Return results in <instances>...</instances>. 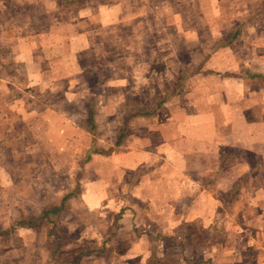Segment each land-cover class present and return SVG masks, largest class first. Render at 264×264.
<instances>
[{"label": "rangeland", "instance_id": "1", "mask_svg": "<svg viewBox=\"0 0 264 264\" xmlns=\"http://www.w3.org/2000/svg\"><path fill=\"white\" fill-rule=\"evenodd\" d=\"M223 66L264 68V0H0V264H119L122 254L89 253L126 245L110 238L127 212L145 221L135 233L153 235L147 264H232L209 248L249 231L230 225L234 191L213 192L222 207L208 228L176 224L174 216L157 223L151 218L159 220L161 206L152 201L149 210L150 196L137 203L134 192L141 179L165 171L166 161L131 176L111 170L126 136L148 135L178 106L201 103L199 113L219 97L214 69ZM150 137L143 144L151 146ZM112 153V201L86 209L78 197L102 166L91 159ZM184 154L190 166L199 161ZM219 155V175L237 161L255 172L260 165L235 141ZM66 196L57 215L39 219ZM53 233L60 234L56 253Z\"/></svg>", "mask_w": 264, "mask_h": 264}, {"label": "crops", "instance_id": "2", "mask_svg": "<svg viewBox=\"0 0 264 264\" xmlns=\"http://www.w3.org/2000/svg\"><path fill=\"white\" fill-rule=\"evenodd\" d=\"M222 51L223 49H219V53ZM236 60L240 61L239 58ZM247 61L251 63L250 60ZM224 67L214 69L219 73L217 77L220 79V86L216 92L219 97H209L199 113L196 111L201 103L190 104L186 110L185 107L178 106L170 112V116L167 114L162 121L155 122L148 135L141 136L137 131L135 136L130 134L133 138L126 136L120 147L119 164L111 170L120 168L123 173L131 176L143 164L152 166L161 158L166 161L165 171L151 176L149 180L141 179L134 192L137 203L146 195L150 196L151 204H146L149 210L152 201V206H161L163 212L158 215L159 220L151 218V221L157 223H169V218L174 216L176 224L200 222L202 227L208 228L213 223L212 218L217 213L219 215L222 207L219 198L212 196L213 192L219 189L226 193L234 191L235 198L231 203L233 220L230 225L243 226L244 230L248 228L249 231L246 234L231 233L232 240L220 247L219 239H216L209 250L219 249L225 260L232 264H264V68L249 66L244 70H234ZM148 136L152 138L151 146L142 142ZM131 139L135 146L131 145ZM234 141L242 143L254 157L260 159L256 172L253 164L248 162L246 167H240L241 162L237 161L219 175V165L216 163L219 153ZM185 152L191 153L190 159L197 158L199 161L190 162L192 166L188 165L184 162L188 157ZM181 153L183 159L178 156ZM116 157V153H112L110 158L104 157L101 160L99 155H95L91 159L105 166L106 171L99 165L101 168L95 172L97 177L84 183L83 188L87 192L82 193L78 199L85 201L83 205L86 209L97 210V205L111 203L112 199L108 201L106 190L114 184V180L112 173H107V164L111 160L115 162ZM212 171L217 176L207 184L206 176L211 175ZM197 174L204 175V178L197 177ZM157 196H160L161 201ZM140 208L143 209L144 206ZM152 213H156L155 208H152ZM131 215L129 212L121 215L118 220L119 229L110 238H115L116 243L126 241L124 247L119 244L107 246L105 252L102 250L89 254H122L124 258L119 264H132L134 257L139 264H147L151 248L146 243H150L149 239L153 235L135 233L132 227L136 223L144 225L145 221L134 220ZM163 217L167 218L162 219ZM206 218L209 221L202 222ZM84 230H90V227ZM118 237H122V240ZM238 239L244 240V246L237 242ZM207 246L206 243L205 248ZM246 253L252 256L247 258Z\"/></svg>", "mask_w": 264, "mask_h": 264}, {"label": "trees", "instance_id": "3", "mask_svg": "<svg viewBox=\"0 0 264 264\" xmlns=\"http://www.w3.org/2000/svg\"><path fill=\"white\" fill-rule=\"evenodd\" d=\"M72 194H71V192H70V194H69V196H71ZM68 196V197H69ZM65 198H67V196L66 197H64L63 199H62V201H61V203L59 204V205H53V206H51V207H49V208H45L43 211H42V213H41V215H40V217H39V219L41 220V219H45V218H47V217H51V216H54V215H57L62 209H63V207H64V200H65ZM29 223H31V222H28V223H26V224H29ZM53 235L56 237V242H55V247H54V252L56 251V252H58V243H59V238H60V234H57V233H53ZM55 252V253H56ZM54 255V254H53Z\"/></svg>", "mask_w": 264, "mask_h": 264}]
</instances>
